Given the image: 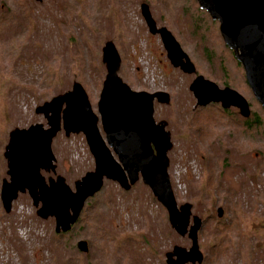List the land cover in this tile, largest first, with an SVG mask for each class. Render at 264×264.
<instances>
[{
  "label": "rangeland",
  "instance_id": "obj_1",
  "mask_svg": "<svg viewBox=\"0 0 264 264\" xmlns=\"http://www.w3.org/2000/svg\"><path fill=\"white\" fill-rule=\"evenodd\" d=\"M142 3L178 40L195 65L194 74L170 64L160 37L148 30ZM0 22V188L9 179L3 152L10 130L47 126L35 113L37 106L77 81L100 118L97 103L106 74L102 47L110 40L121 58L118 75L132 90L170 95L167 104L155 102L153 115L170 131L168 174L177 204L191 203L202 220L201 264H264V110L224 44L218 21L196 0H0ZM197 74L241 93L259 127L245 130L236 108L196 105L189 85ZM227 110L236 119L222 113ZM51 147L56 173L42 174H60L74 189V181L94 168L84 136H65L61 130ZM36 210L27 192L18 194L8 213L0 199V264H166L165 253L174 245L191 246L187 236L171 228L166 209L141 180L128 191L104 180L71 236L57 238L54 218L42 219ZM218 219L232 224L226 232L233 244L224 253L209 250ZM81 239L90 244L87 255L77 249Z\"/></svg>",
  "mask_w": 264,
  "mask_h": 264
},
{
  "label": "water",
  "instance_id": "obj_2",
  "mask_svg": "<svg viewBox=\"0 0 264 264\" xmlns=\"http://www.w3.org/2000/svg\"><path fill=\"white\" fill-rule=\"evenodd\" d=\"M196 1L218 21L224 44L241 64L245 81L264 110V0ZM140 8L149 32L159 35L170 64L194 74L195 65L171 31L157 25L148 4L142 3ZM102 62L106 74L97 103L100 118L93 112L82 84L75 81L69 90L36 107L35 113L43 115L47 126L33 123L10 130L3 152L9 179L2 180V205L6 213L10 212L18 194L27 192L37 207V216L53 217L55 233H65L78 220L86 201L101 190L104 180L114 181L126 191L141 180L166 209L171 228L191 240L189 248L174 245L167 251L165 263L201 264L198 231L202 220L192 213L191 203L177 204L168 174V152L173 145L170 131L165 120L156 121L153 115L155 101L167 104L170 95L161 90H132L118 75L121 58L110 40L102 47ZM189 89L198 106L219 103L223 109L236 108L243 118L251 116L247 99L229 86L220 88L197 74ZM62 129L65 136L82 133L94 159L93 170L75 180L74 189L62 175L45 179L41 173H56L51 145ZM222 215L223 209L218 207L217 216ZM76 245L80 252H88L87 240H78Z\"/></svg>",
  "mask_w": 264,
  "mask_h": 264
},
{
  "label": "trees",
  "instance_id": "obj_3",
  "mask_svg": "<svg viewBox=\"0 0 264 264\" xmlns=\"http://www.w3.org/2000/svg\"><path fill=\"white\" fill-rule=\"evenodd\" d=\"M3 25H4V23L0 22V29H3ZM225 84H227V83L225 82ZM222 113L223 114L226 113L227 116L231 115V116H233L234 119H236V113H232V112H230L228 110L227 111H223ZM259 124H260L259 119L256 116H254V113H252V116L250 118L242 119L241 126H243V128L245 130H252V129H255L254 127H256V128L259 127ZM230 222H227V220L223 221L222 219H218V223H217V225H218V233L215 236L213 242H210V244H209V250L211 252L224 253L233 244L232 243L233 242L232 241L233 240L232 236L230 235V233L226 232V230L229 231L231 229L232 224H230ZM235 227H236V230H237V228H239L240 225H236L235 224ZM72 229H73V227H72ZM72 229L70 231L66 232V233H60V234H56L55 233V236L57 238H64V237H67L68 235L71 236ZM249 232H251V230H249ZM238 235H240V234H238ZM86 255H87V253H86Z\"/></svg>",
  "mask_w": 264,
  "mask_h": 264
},
{
  "label": "flooded vegetation",
  "instance_id": "obj_4",
  "mask_svg": "<svg viewBox=\"0 0 264 264\" xmlns=\"http://www.w3.org/2000/svg\"><path fill=\"white\" fill-rule=\"evenodd\" d=\"M232 51V50H231ZM196 76V75H195ZM194 79V78H193ZM237 110V109H236ZM238 112V111H237ZM239 114V113H238ZM240 115V114H239ZM241 116V115H240ZM49 177V176H48ZM52 177V176H51ZM47 179V178H46ZM28 194V193H27ZM87 202V201H86ZM32 204H33V202H32ZM84 207H85V205H84ZM84 207H83V209H82V211H81V213H80V216L78 217V220L80 219V217H81V214H82V212H83V210H84ZM37 208V207H36ZM78 220L71 226V228L72 227H74L75 226V224L78 222ZM54 224H55V221H54ZM88 242V241H87ZM88 245H89V247H90V244H89V242H88Z\"/></svg>",
  "mask_w": 264,
  "mask_h": 264
}]
</instances>
